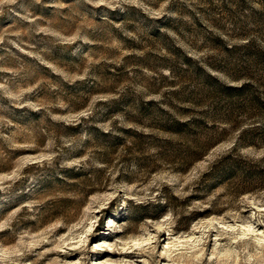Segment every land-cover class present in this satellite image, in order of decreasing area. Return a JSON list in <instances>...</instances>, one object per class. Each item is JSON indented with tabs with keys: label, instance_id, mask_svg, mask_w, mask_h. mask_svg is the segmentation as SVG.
Masks as SVG:
<instances>
[{
	"label": "rangeland",
	"instance_id": "obj_1",
	"mask_svg": "<svg viewBox=\"0 0 264 264\" xmlns=\"http://www.w3.org/2000/svg\"><path fill=\"white\" fill-rule=\"evenodd\" d=\"M247 43L264 0H0V264H264V118L199 71Z\"/></svg>",
	"mask_w": 264,
	"mask_h": 264
},
{
	"label": "trees",
	"instance_id": "obj_2",
	"mask_svg": "<svg viewBox=\"0 0 264 264\" xmlns=\"http://www.w3.org/2000/svg\"><path fill=\"white\" fill-rule=\"evenodd\" d=\"M240 48L245 49L248 55L249 66H246L244 69L248 70V67L252 66L253 62H257V64L262 63L264 68V48L252 47L250 43L242 44ZM226 49L229 51L231 50V48L227 46ZM187 61L191 63L192 59L187 57ZM199 71L204 75L206 81L216 86L217 91L227 99L228 106L224 111L225 118H223L226 122H228L229 119L231 120V116H233L237 110L246 112L247 114L256 113L259 116L262 115V118H264V83H259V80L254 79L255 77H250L246 74H236L233 77L235 80H240V82L231 84L226 83L202 67H199ZM161 111H164V109H161ZM204 124L205 121L201 117L191 116L185 120L171 117L164 128L183 138L191 137L194 144L189 147L188 151L191 153L192 158L197 159L203 156V152L199 153V150L205 146L207 141L209 143L211 140L209 135H207V140L201 138L200 129H203ZM247 131L248 129H246L245 134ZM254 135L255 136L248 135V144L254 143L257 138L264 139V128L257 131Z\"/></svg>",
	"mask_w": 264,
	"mask_h": 264
},
{
	"label": "bare ground",
	"instance_id": "obj_3",
	"mask_svg": "<svg viewBox=\"0 0 264 264\" xmlns=\"http://www.w3.org/2000/svg\"><path fill=\"white\" fill-rule=\"evenodd\" d=\"M112 221H114V224H116V225L118 224V223L116 222V220H112Z\"/></svg>",
	"mask_w": 264,
	"mask_h": 264
}]
</instances>
